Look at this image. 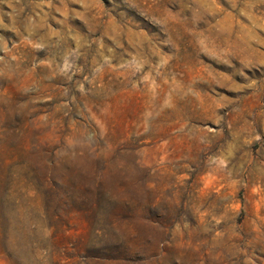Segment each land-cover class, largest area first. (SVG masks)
<instances>
[{"label": "rangeland", "instance_id": "obj_1", "mask_svg": "<svg viewBox=\"0 0 264 264\" xmlns=\"http://www.w3.org/2000/svg\"><path fill=\"white\" fill-rule=\"evenodd\" d=\"M0 264H264V0H0Z\"/></svg>", "mask_w": 264, "mask_h": 264}]
</instances>
